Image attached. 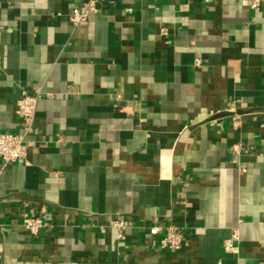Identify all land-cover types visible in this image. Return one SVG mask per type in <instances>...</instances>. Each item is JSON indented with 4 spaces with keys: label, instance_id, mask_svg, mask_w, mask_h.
<instances>
[{
    "label": "crops",
    "instance_id": "0c3cea01",
    "mask_svg": "<svg viewBox=\"0 0 264 264\" xmlns=\"http://www.w3.org/2000/svg\"><path fill=\"white\" fill-rule=\"evenodd\" d=\"M88 1L0 0V134L43 92L26 157L0 159V264H264V5L98 0L74 26ZM170 222L178 252L148 232Z\"/></svg>",
    "mask_w": 264,
    "mask_h": 264
},
{
    "label": "built area",
    "instance_id": "2783aa9c",
    "mask_svg": "<svg viewBox=\"0 0 264 264\" xmlns=\"http://www.w3.org/2000/svg\"><path fill=\"white\" fill-rule=\"evenodd\" d=\"M249 1L251 8L255 11H260L264 5V0ZM98 12V0H89L73 8L69 13V20L74 26H80L88 21L91 14ZM196 65L200 66L201 61L197 60ZM42 96L43 92L40 88L34 94H30L27 91L22 92L17 104V113L21 116L23 122L20 133L0 134V159L5 165L18 163L26 157L27 150L32 144L31 137L34 134L37 106ZM232 109H235L234 104L232 105ZM234 149L239 151L241 147L237 145ZM47 219V210L44 208L36 214L24 213L23 227L30 235L38 236L45 228ZM113 227L117 228L120 234H122L128 228V223L124 219H116L113 222ZM148 232L154 237H161L160 247L163 250L178 252L183 248L186 240L184 229L173 222L168 224L153 223L149 226ZM238 240L239 232L234 231L231 238L224 243L226 252H237L234 242Z\"/></svg>",
    "mask_w": 264,
    "mask_h": 264
},
{
    "label": "water",
    "instance_id": "95a60500",
    "mask_svg": "<svg viewBox=\"0 0 264 264\" xmlns=\"http://www.w3.org/2000/svg\"><path fill=\"white\" fill-rule=\"evenodd\" d=\"M244 111H246V110H242V111H240V112H238V113H243Z\"/></svg>",
    "mask_w": 264,
    "mask_h": 264
}]
</instances>
